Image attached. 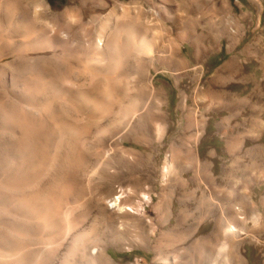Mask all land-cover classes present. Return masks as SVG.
Returning a JSON list of instances; mask_svg holds the SVG:
<instances>
[{"label": "bare ground", "instance_id": "bare-ground-1", "mask_svg": "<svg viewBox=\"0 0 264 264\" xmlns=\"http://www.w3.org/2000/svg\"><path fill=\"white\" fill-rule=\"evenodd\" d=\"M216 2L68 0L51 11L45 0H0V264H122L108 248L150 239L154 227L145 204L152 198L139 172L144 160L133 145L161 142L162 124L174 122L175 109L186 112L187 128L194 125L185 96L171 111L151 70H177L210 56L217 36L213 12L219 16L215 31L225 30V0ZM66 56L75 57L87 78L51 77L44 61L60 63ZM200 68L203 76L207 70ZM173 76L178 83L184 75ZM204 82L208 96L212 83L207 76ZM58 99L74 106L75 119ZM201 104L207 113L209 100ZM86 118L92 122L83 123ZM177 141L163 162V188L178 180L181 156L195 152ZM164 204L159 198L157 208ZM224 210L217 205L216 222L225 218ZM180 223L169 227L171 235ZM243 234L234 224L222 231L218 255L226 264L227 240ZM162 242L155 239L153 248ZM178 258L165 264H211L202 253Z\"/></svg>", "mask_w": 264, "mask_h": 264}, {"label": "rangeland", "instance_id": "rangeland-1", "mask_svg": "<svg viewBox=\"0 0 264 264\" xmlns=\"http://www.w3.org/2000/svg\"><path fill=\"white\" fill-rule=\"evenodd\" d=\"M45 1L51 11L60 10L68 3V0ZM225 5L222 34L215 31L219 16L213 12L212 28L217 36L209 57H203L197 64H182L177 70L174 66L170 69L157 66L156 71L151 70L153 82L167 91L165 97L171 111L180 96H185L194 111V125L187 128L186 112L175 109L174 122L167 118L162 124L161 142L150 140L145 145H133L134 154L144 160L142 166L139 164V172L145 175L146 191L152 198L145 204V217L151 218L154 231L145 244L125 241L108 248V254L122 264H134L136 260L140 264H165L174 257L184 262L198 253L210 256L211 264H226L218 251L222 231L228 224H234L244 233L227 240L228 264H264V0H225ZM150 33L159 35L155 29ZM65 58L60 63L57 59L44 61L51 67V77L87 78L88 74L78 70L81 67L75 57ZM125 63L129 65V61ZM202 65L207 70L203 76ZM94 68L98 71L99 66ZM192 68H197L196 75L188 76ZM175 73L184 75L178 83L174 81ZM206 76L212 83L208 96L202 92ZM177 87L186 92H178ZM204 99L210 103L207 113L201 104ZM57 101L59 108L75 119L74 106L61 99ZM89 120L86 118L83 123ZM174 139L179 146L194 147L195 152L181 156L184 167L176 177L178 180H169L163 188L160 173ZM191 164L197 165V169L191 168ZM114 167L118 171L122 168ZM161 197L165 204L159 209L157 203ZM217 205L227 212L219 222L215 221ZM234 211L237 219L232 218ZM175 220L181 222L182 228L174 236L168 229ZM15 231L21 232L19 227ZM160 237L163 246L156 250L153 244ZM129 244L136 246L129 249Z\"/></svg>", "mask_w": 264, "mask_h": 264}]
</instances>
